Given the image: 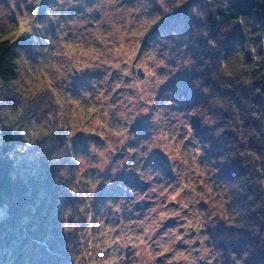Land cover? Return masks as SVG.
Here are the masks:
<instances>
[{"label":"trees","instance_id":"1","mask_svg":"<svg viewBox=\"0 0 264 264\" xmlns=\"http://www.w3.org/2000/svg\"><path fill=\"white\" fill-rule=\"evenodd\" d=\"M40 1L37 21L55 6ZM153 12L146 43L166 32L188 49L179 92L201 152L197 242L214 264H264V0H173ZM30 43L0 35V264H81L100 253L99 195L78 172L69 103L24 69L18 50Z\"/></svg>","mask_w":264,"mask_h":264},{"label":"rangeland","instance_id":"2","mask_svg":"<svg viewBox=\"0 0 264 264\" xmlns=\"http://www.w3.org/2000/svg\"><path fill=\"white\" fill-rule=\"evenodd\" d=\"M53 1L37 21L40 0L33 11V0H0V35H26L24 69L56 83L78 121V172L99 195L101 234L100 253L81 264H214L197 242L201 152L179 92L188 49L166 32L146 43L153 11L173 0Z\"/></svg>","mask_w":264,"mask_h":264},{"label":"water","instance_id":"3","mask_svg":"<svg viewBox=\"0 0 264 264\" xmlns=\"http://www.w3.org/2000/svg\"><path fill=\"white\" fill-rule=\"evenodd\" d=\"M132 74L134 75L135 79H143L144 78V74H143L141 69H133Z\"/></svg>","mask_w":264,"mask_h":264}]
</instances>
